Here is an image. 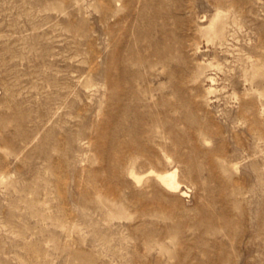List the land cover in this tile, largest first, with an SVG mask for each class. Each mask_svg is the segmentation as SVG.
<instances>
[{"label": "rangeland", "instance_id": "1", "mask_svg": "<svg viewBox=\"0 0 264 264\" xmlns=\"http://www.w3.org/2000/svg\"><path fill=\"white\" fill-rule=\"evenodd\" d=\"M0 264H264V0H0Z\"/></svg>", "mask_w": 264, "mask_h": 264}, {"label": "bare ground", "instance_id": "2", "mask_svg": "<svg viewBox=\"0 0 264 264\" xmlns=\"http://www.w3.org/2000/svg\"><path fill=\"white\" fill-rule=\"evenodd\" d=\"M217 24V23H216ZM224 26V25H222ZM220 27V26H218ZM208 30V29H207ZM222 32V30H221ZM157 177L167 186L170 188H178V181H177V175L175 171H165L162 173L157 174ZM141 180V179H140ZM177 190V189H176Z\"/></svg>", "mask_w": 264, "mask_h": 264}]
</instances>
